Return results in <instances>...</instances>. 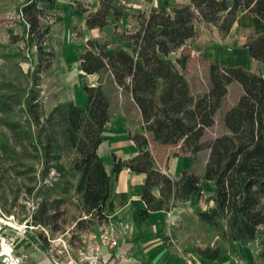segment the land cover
I'll use <instances>...</instances> for the list:
<instances>
[{"label":"trees","instance_id":"1","mask_svg":"<svg viewBox=\"0 0 264 264\" xmlns=\"http://www.w3.org/2000/svg\"><path fill=\"white\" fill-rule=\"evenodd\" d=\"M57 4L58 0H23L17 4L23 35L12 33L11 42L23 40L32 69L24 73L19 67L26 84L8 77L0 80V125L7 130L0 139V158L12 165L23 192L38 198L24 221L30 226L61 230L58 217L74 198L82 213L76 227L108 223L113 210L111 174L98 148L103 129L114 114V94L122 90V96L131 97L141 113V132L132 134L139 153L126 161L114 155L111 173L118 175L128 169L146 175L142 199L147 209L141 213L169 212L191 197L199 200L202 181H213L214 193L209 199L215 207L207 211L197 208L196 213L205 230L217 235L220 243L198 247L196 252L217 260L237 251L239 245L258 241V254L264 259V75L209 63L211 90L196 98L184 73L190 55L182 53L175 60L176 66L166 60L197 36L195 21L215 26L225 36L243 6L264 22V0H189L175 6L166 1L159 8L152 7L141 17L138 29L122 33L124 41L132 44L131 50L121 47L107 54L96 41L89 40L85 51L79 53L81 70L98 76L96 85L81 87L88 97L86 105L61 102L47 112L41 101V79L57 59L53 24L64 21L55 14ZM126 10L125 0H100L98 9L86 16V27L102 29L111 19L120 22ZM51 15L55 17L51 19ZM245 47L253 59L264 61V33L249 35ZM11 56L18 57L19 53ZM233 82L241 86L243 96L222 119L232 146L217 140L201 176L193 166L182 170L178 179L158 169L147 134L161 145H181L195 166L200 160L201 139L215 123L213 108L221 105ZM51 173L56 175L47 184ZM154 188L159 189V197L154 195ZM28 237L49 251L46 236Z\"/></svg>","mask_w":264,"mask_h":264},{"label":"crops","instance_id":"2","mask_svg":"<svg viewBox=\"0 0 264 264\" xmlns=\"http://www.w3.org/2000/svg\"><path fill=\"white\" fill-rule=\"evenodd\" d=\"M126 1L129 7L128 1L131 0ZM153 1L152 7L158 8L163 6L166 1L169 6L189 3V0ZM99 4L100 0H97L93 11L98 9ZM111 23L116 24L117 22L111 19ZM201 23L202 31L195 25L199 39L192 51V58L193 54L197 52L206 63H218L224 67H243L264 75V61L253 59L245 47L249 35L264 33V22L260 18L241 6L230 33L225 36L217 27ZM105 28H95L90 31H104ZM238 33H245L240 46L235 43ZM124 44L125 46L121 47L132 46L130 42L124 41ZM185 46L182 48L184 49ZM180 55L179 52L173 62L176 63L175 60ZM79 68L81 69L80 62ZM81 73L84 75H81L79 85L67 100L61 102L73 101L79 107L86 105L88 97L80 86L83 85V81L89 85H96L97 78L87 75L82 70ZM117 103L120 108L114 109L111 121L105 125L101 136L102 142L98 148V154L103 160L106 170L111 174L110 202L113 203V210L109 212V221L103 227L108 230L109 237L115 239L116 245L101 246L99 264H264V259L258 254L260 248L258 241L239 245L237 251H229L217 260L205 259L196 252L198 247H216L220 243V238L217 235H211L205 230L196 213L197 208L207 211L215 207L214 201L209 199L214 193L215 184L213 181H202L203 196L199 200L191 197L187 202L177 203L169 212L161 210L149 212L147 215L141 213L147 209V205L142 199L146 175L131 172L128 169L122 170L118 175L112 174L111 171L114 166V155L122 161L138 155L139 148L132 139L134 131L129 118L134 115L136 119H140V125L136 124L135 132H141L142 117L138 106L131 97L121 95ZM150 149L157 168L173 179H178L182 170L192 166L195 172L201 176L210 154L208 153L204 159L200 157L194 166L193 159L188 154L169 155L163 149L155 153L152 142H150ZM153 193L156 197L160 196L158 188H154ZM201 233L209 235L210 238L201 242L197 239L198 234ZM22 251L21 256L26 260V264H55L49 251L42 250L34 242L23 243ZM18 258L21 259L20 256Z\"/></svg>","mask_w":264,"mask_h":264},{"label":"rangeland","instance_id":"3","mask_svg":"<svg viewBox=\"0 0 264 264\" xmlns=\"http://www.w3.org/2000/svg\"><path fill=\"white\" fill-rule=\"evenodd\" d=\"M22 1L0 0V80L8 77L26 84L27 79L20 73L19 67L24 73H28L32 69L27 49L22 39L12 43L10 36L12 33L19 35V37L23 35V28L16 12L17 4ZM160 1L163 2V0ZM128 2L129 7L127 6V8L129 10L126 11L122 21L109 24L104 31L91 32L86 27L85 18L90 12H93L97 0H58L55 14L63 17L64 21L53 24L52 43L57 51V59L52 70L43 74L41 79V101L47 112L61 103L62 100H67L79 85L80 77L84 74L79 68L78 55L88 47V41H96L100 47L105 49L107 54L125 46L122 33L125 30L133 32L138 29L142 21L141 17L148 13L154 3L153 0H131ZM53 17L55 16L51 15V19ZM195 25L200 31L203 30L201 21H195ZM244 34L238 33V38L235 41L237 46H240ZM198 39L199 35L188 42L184 49L181 48L166 58L170 64L176 66L173 60L179 52L190 55L184 73L190 82L191 92L196 98L211 90L209 63L204 62L202 56L197 52L193 54V58L191 57ZM128 49L131 50L132 46ZM94 50L98 51L96 48ZM16 53H19L18 57L11 56ZM93 76L98 77L97 75ZM83 84L89 83L83 81ZM122 94V90H118L114 94V109L120 108L117 102ZM242 96L241 86L237 82H233L229 85L228 93L221 105L213 108L215 123L207 128L201 139L199 152L201 159H204L211 152V147L217 140L222 141L229 148L232 146L230 133L226 130L222 119L226 111L237 106ZM129 121L135 133L136 124L140 125L141 121L136 119L134 115L129 118ZM4 132H7L6 128L0 125V139L4 138ZM147 136L152 142L155 153L163 149L169 155L186 154L181 145H161L153 141L150 134ZM37 168L40 169L39 166ZM55 175V173H51L46 183L49 184ZM23 190L14 177L12 165L6 162L4 158H0V245H2V239L11 245L14 251L13 258L17 260L16 262L11 260L9 264H26V260L21 256L23 254L22 245L27 241L32 242L28 235L39 237L40 234L47 237L49 253L60 264H99L100 259L95 262L96 247L102 244L101 235L108 231L103 227L104 224H96L88 228L76 227V221L82 213L78 207V201L72 198L70 204L63 207L66 210L58 217L57 224L61 226V230L51 231L50 228L44 226H30L24 219L26 214H29L36 207L38 198L35 194H25ZM84 218L86 217L84 216ZM209 238L210 236L204 233L197 236L201 242ZM107 241L112 243L115 239L110 238ZM19 256L21 259L18 258Z\"/></svg>","mask_w":264,"mask_h":264},{"label":"built area","instance_id":"4","mask_svg":"<svg viewBox=\"0 0 264 264\" xmlns=\"http://www.w3.org/2000/svg\"><path fill=\"white\" fill-rule=\"evenodd\" d=\"M110 238L111 237H109L107 232H106V234H102L101 235L102 244L99 245L98 247H96V256H95V260L96 261L95 262H97V259L99 260V258H100V254H101L100 251H101V246L102 245H109V246H115L116 245L115 241H112V243L107 241ZM13 252L14 251H13V248H12V255H13ZM1 257H2V263L3 264H9V262L11 261V259L8 256L4 255L3 247H1ZM53 261H54L55 264H60L59 262L55 261L54 259H53Z\"/></svg>","mask_w":264,"mask_h":264},{"label":"bare ground","instance_id":"5","mask_svg":"<svg viewBox=\"0 0 264 264\" xmlns=\"http://www.w3.org/2000/svg\"><path fill=\"white\" fill-rule=\"evenodd\" d=\"M2 247H3L4 255L8 256L13 262H16L17 260L13 258L12 255L11 245L7 244L4 239H2Z\"/></svg>","mask_w":264,"mask_h":264},{"label":"water","instance_id":"6","mask_svg":"<svg viewBox=\"0 0 264 264\" xmlns=\"http://www.w3.org/2000/svg\"><path fill=\"white\" fill-rule=\"evenodd\" d=\"M0 235H1V233H0ZM1 247H2V245H1Z\"/></svg>","mask_w":264,"mask_h":264}]
</instances>
